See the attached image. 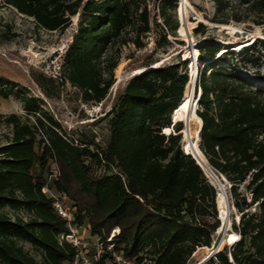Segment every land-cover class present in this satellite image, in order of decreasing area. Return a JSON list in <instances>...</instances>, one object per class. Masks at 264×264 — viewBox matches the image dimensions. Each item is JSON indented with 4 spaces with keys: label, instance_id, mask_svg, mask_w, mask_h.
I'll use <instances>...</instances> for the list:
<instances>
[{
    "label": "trees",
    "instance_id": "1",
    "mask_svg": "<svg viewBox=\"0 0 264 264\" xmlns=\"http://www.w3.org/2000/svg\"><path fill=\"white\" fill-rule=\"evenodd\" d=\"M211 1V22L242 20L230 0ZM3 2L49 31L67 28L71 17L81 12L59 71L49 75L36 70L33 76L41 86H55L58 94L68 82L84 102L94 104L107 99L114 83V51L129 43L142 48V37L153 28L168 42L167 35L175 36L179 27L174 13L178 0H157L154 11L147 0ZM242 2L264 14V0ZM156 16L162 21L157 23ZM194 31L205 33L206 25L199 22ZM219 51L213 42L199 49L198 145L214 173L228 183V200L239 215L231 228L239 239L205 264H264V88L248 81L229 61L219 63ZM150 57L144 55L141 72L116 88L105 113L104 145L76 139L33 97L24 99L27 113L42 114L33 125L16 115L7 117L13 131L0 145V264H75V248L59 239L67 226L53 198L43 192L46 185L65 196L77 226L86 222L102 243L103 255L90 264H116V254L137 263L148 258L152 264H186L196 248L211 246L221 226L217 190L181 147L182 121L171 120L189 81V60L156 65ZM253 58L250 54L242 60ZM11 80L0 71V95L12 92ZM171 126L174 133L163 132ZM53 163L59 175L51 179ZM5 206L24 209L30 216L11 218L1 211ZM113 229L118 233L109 240ZM19 240L30 241L40 260L18 245Z\"/></svg>",
    "mask_w": 264,
    "mask_h": 264
},
{
    "label": "rangeland",
    "instance_id": "2",
    "mask_svg": "<svg viewBox=\"0 0 264 264\" xmlns=\"http://www.w3.org/2000/svg\"><path fill=\"white\" fill-rule=\"evenodd\" d=\"M188 1L194 9V11H189L186 16L189 26L186 22L183 24L179 11L182 0H178L174 13L179 27L175 36L167 35L168 42L160 39L158 29L153 28V31L142 37L144 43L142 48H137L129 43L114 51L115 55L118 54V65L113 70L114 83L109 89L107 99L102 103L94 104L84 102L81 99L79 90L68 82L63 85L62 93L58 94L55 86L50 84L41 86L34 80L33 76V72L36 70L44 71L49 75H55L59 71L62 54L77 31L81 12L71 17V24L67 28L49 31L37 26L32 17L20 13L14 7L8 6L3 0H0V71L12 79V92L7 97L0 95V145L6 143L12 137L13 127L7 121V117L16 115L21 121L33 125L36 117L41 114L40 112L36 114L26 112L24 109V99L26 97L36 99L42 110L65 125L76 139L104 145L108 138L107 115L105 113L112 105L115 90L117 87H122L124 81L130 75L141 72L142 60L146 54H150V58L157 61L156 65L182 63L185 60L183 54L187 50H193L196 47L199 55V49L203 44L213 42L220 50L216 54L219 63L227 65V61H229L232 67L248 81L264 88V44L261 43L264 41V14L259 16L255 11L250 10L247 3H243L242 0H230L235 11L242 16L241 21H234L233 19L229 21V25L237 27V30L231 33L222 28L221 24L210 21L215 13L213 1ZM147 2L149 8L151 7V10L154 11L157 0H147ZM156 11L157 9H155V13ZM169 11L173 13L172 8ZM161 21L162 19L156 16V22ZM258 21H263V23L258 24ZM199 22L206 25L205 33L194 31ZM182 25L185 30L184 35L179 32ZM247 41H249V44H247ZM158 43L162 44L158 47ZM245 43L246 46H244ZM232 47H238L239 49L235 51L228 50ZM223 49L226 50L223 51ZM230 52L233 54H230ZM250 54L253 55L254 61L242 60V57ZM130 62L131 66H127ZM189 66L190 61L187 64L188 76ZM200 66L201 64L198 61L197 69ZM186 90L187 85L185 92ZM182 140L183 134L181 147ZM202 166L209 181L219 189L218 192L224 193V189L227 195L228 183L221 178L219 182L204 165ZM1 211L8 213L11 218L20 216L24 220H28L30 216L24 209L12 210L7 206L1 208ZM218 216L221 220L219 208ZM237 217L238 213L228 200L227 219L230 224L228 228H225V226L220 231L217 229L215 232L211 246L215 244L216 247L203 260L204 262L202 259L206 256L207 250L196 248L186 264H205L213 257L214 251L218 248L217 243L221 238H223V242L218 250L222 249L224 245H227V247L234 245L235 243L229 244L225 240L227 234L232 232V222L238 221ZM79 232L87 243L82 247L79 257L86 258L89 262L93 260L94 255L100 258L103 255V246L96 236L91 235L86 222L79 226ZM17 244L22 245L37 260H40V253L37 252L30 241L19 240ZM146 259L144 264H152L148 258Z\"/></svg>",
    "mask_w": 264,
    "mask_h": 264
},
{
    "label": "bare ground",
    "instance_id": "3",
    "mask_svg": "<svg viewBox=\"0 0 264 264\" xmlns=\"http://www.w3.org/2000/svg\"><path fill=\"white\" fill-rule=\"evenodd\" d=\"M180 14L182 17L183 24L186 22L189 26V22L186 20V16L189 11H194L193 7L189 3L188 0H182L181 5H180ZM76 16V15H73ZM195 23V22H193ZM221 27L224 29H227L229 32H234L237 30V27L229 25V24H221ZM184 27L183 25L180 27L179 32L181 35H184ZM249 44V41H247ZM246 43L244 46L247 45ZM239 49L238 47H232L228 48V50H237ZM226 49H223L225 51ZM184 59H188L190 61V70H189V81L187 83V90L184 93V96L178 103L176 109L172 113V121L173 123H176L177 121H182L183 122V140H182V148L184 152L186 153H197L199 158L202 160L204 165L208 166L207 160L203 154V152L200 150L199 145H198V140H199V131L202 125V120L201 118L197 115L196 109L198 107V99L201 95V90L199 89L197 92L193 93V86H194V77H195V67L193 63L194 57L197 59L198 63V49L194 47L193 50H187L184 54ZM198 76V69L196 73V77ZM163 132L166 134H169L170 132H173L172 127H165L163 129ZM201 165H203V163ZM203 167V166H202ZM206 167V166H205ZM217 203H218V208L220 211V217L222 220V225L218 228L220 231L223 227H229V221L227 219L228 215V205H227V200L225 198L224 193L218 192L217 195ZM239 219V215L237 217V220ZM239 239V234L232 231L231 233L227 234L226 236V243L229 244H234L236 241ZM221 246V243L217 244V249ZM216 247V245L211 246V247H199L198 249H204L207 250L206 256L202 259L207 258V256L212 252V250Z\"/></svg>",
    "mask_w": 264,
    "mask_h": 264
},
{
    "label": "built area",
    "instance_id": "4",
    "mask_svg": "<svg viewBox=\"0 0 264 264\" xmlns=\"http://www.w3.org/2000/svg\"><path fill=\"white\" fill-rule=\"evenodd\" d=\"M58 175H59L58 169L55 163H53L51 165V174L49 178L51 179L56 178ZM43 192H45L46 194H48V196L53 198L52 204L54 209L56 210L58 215H60L65 220L67 231L61 233L59 235V239L66 240L68 243H70L72 247L75 248L77 254L74 259V263L78 264L79 263L78 259L80 258L79 256L82 251V247L85 246L87 243L84 241L83 236L79 232V226H77V224L75 223L74 208L71 205H69L67 202H65V196L54 193L53 191L50 190V188L47 185L43 187ZM115 233H118V229H113L108 239L109 240L112 239ZM97 240L99 239L97 238ZM217 251L218 249L214 251L213 257ZM81 259H82V264L91 263L86 258H81ZM98 259L99 256L94 255L93 260L97 262ZM115 262L118 264H144V261L141 263H137L134 260L126 259L121 255H117V254L115 255Z\"/></svg>",
    "mask_w": 264,
    "mask_h": 264
},
{
    "label": "water",
    "instance_id": "5",
    "mask_svg": "<svg viewBox=\"0 0 264 264\" xmlns=\"http://www.w3.org/2000/svg\"><path fill=\"white\" fill-rule=\"evenodd\" d=\"M193 63H194V67H195V77H194V86H193V93L195 92V88H196V82H197V77H196V73H197V59H196V57H194V59H193ZM172 127V126H171ZM173 128V127H172ZM180 133H182L183 134V131L181 130L180 131ZM190 154L196 159V161H197V163L202 167V165H201V163L200 162H202V160L199 158V156L197 155V153H195V154H193V153H191L190 152ZM203 163V162H202ZM208 163V162H207ZM203 165H204V163H203ZM204 166H206V168L215 176V178L220 182L221 181V179L222 180H225V178L223 177V176H221V179L214 173V171L211 169V167L208 165H204ZM202 169H203V167H202ZM214 185V184H213ZM214 187L216 188V190H217V193H218V188L214 185ZM223 189V188H222ZM223 192H224V195H225V198H226V200H227V195H226V192L224 191V189H223ZM227 205H228V200H227ZM227 211H228V209H227ZM225 228H227V227H225ZM223 242V238H221V240L217 243V244H219V243H222ZM215 245V244H214ZM213 245V246H214ZM204 262V261H203Z\"/></svg>",
    "mask_w": 264,
    "mask_h": 264
}]
</instances>
